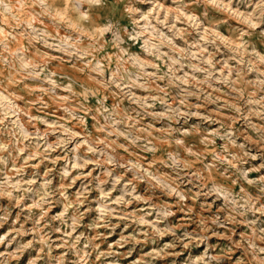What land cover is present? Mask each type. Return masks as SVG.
<instances>
[{"label": "rangeland", "instance_id": "374dc122", "mask_svg": "<svg viewBox=\"0 0 264 264\" xmlns=\"http://www.w3.org/2000/svg\"><path fill=\"white\" fill-rule=\"evenodd\" d=\"M0 264H264V0H0Z\"/></svg>", "mask_w": 264, "mask_h": 264}]
</instances>
